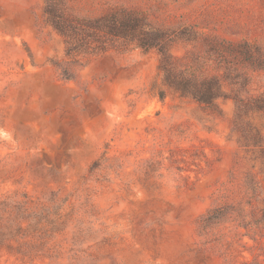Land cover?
Segmentation results:
<instances>
[{
    "label": "rangeland",
    "instance_id": "374dc122",
    "mask_svg": "<svg viewBox=\"0 0 264 264\" xmlns=\"http://www.w3.org/2000/svg\"><path fill=\"white\" fill-rule=\"evenodd\" d=\"M44 6L0 0V264H264V141L239 148L232 102L218 100V115L169 90L153 51L67 66ZM63 7L88 17L124 7L163 27L264 38V0ZM248 74V93H263L264 71ZM251 118L264 138V116ZM227 206L236 210L224 223L199 232L202 216Z\"/></svg>",
    "mask_w": 264,
    "mask_h": 264
},
{
    "label": "trees",
    "instance_id": "16d2710c",
    "mask_svg": "<svg viewBox=\"0 0 264 264\" xmlns=\"http://www.w3.org/2000/svg\"><path fill=\"white\" fill-rule=\"evenodd\" d=\"M44 3L46 22L62 38L67 66L82 67L91 57L109 51H153L158 56L163 83L169 90L218 115L221 112L217 101L230 100L234 107L231 132L238 134L239 148L249 152L251 148L261 147L264 138L251 117L264 116V92L248 93L251 79L248 73L264 71V38L260 43L232 42L202 35L190 26H159L143 13L124 7L88 17L68 14L63 0H44ZM178 47L184 50L181 56L173 53ZM67 66L61 68L63 79L72 80L73 74ZM159 96L163 98L164 93ZM235 210V206L209 210L199 220V232L224 223L226 215ZM41 226L42 223L36 227Z\"/></svg>",
    "mask_w": 264,
    "mask_h": 264
}]
</instances>
